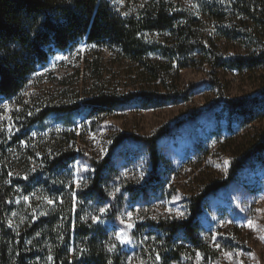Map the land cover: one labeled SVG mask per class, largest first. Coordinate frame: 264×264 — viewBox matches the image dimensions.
I'll use <instances>...</instances> for the list:
<instances>
[{
	"label": "rangeland",
	"instance_id": "374dc122",
	"mask_svg": "<svg viewBox=\"0 0 264 264\" xmlns=\"http://www.w3.org/2000/svg\"><path fill=\"white\" fill-rule=\"evenodd\" d=\"M103 1L121 17L138 16L142 9L141 0ZM173 1L199 27V47L177 55L171 69L168 59L149 52L146 59L168 72L155 84L139 64L110 50L80 43L74 50L50 58L29 78L24 90L0 103V145L10 149V177L32 188L30 195H26L25 188L17 189L14 204L7 207L8 212L13 210L9 226L15 225L18 230L30 216L43 215L47 205L56 203L57 211L73 217L71 231L64 229V235H70L68 251L73 262L83 259L85 240L76 236L84 227L91 240L100 242L111 254L124 257V264H264V153L259 163L251 162L240 170L235 181L207 197L199 219V236L213 258L205 259L185 246L180 258L172 259L179 242L168 248L154 228L159 223L186 220L189 199L201 193L204 186L223 181L230 163L246 154L249 140L264 135L263 119L230 139L224 135L209 139V133L216 131L213 115L222 108L218 100L251 99L264 87V68L240 72L218 68L212 60L226 62L252 55L264 47L262 34L254 30L249 37L251 26H244L245 20L237 23L228 16V22L221 24L206 17L205 11L214 0ZM144 37L148 44L164 47L174 41L168 33ZM182 65L187 66L180 68ZM166 87L177 93L187 91L188 96L161 108L144 109L129 103L97 118L48 116L31 124L45 111L84 106L102 94H167ZM175 123H179L175 136L159 145V182L152 188L146 186L150 160L145 149L133 142L114 145V141L120 135L150 137ZM208 139L197 146L196 141ZM67 152L74 153L75 160L64 172L51 173L55 178L49 179L43 158L52 160ZM105 159L110 163L104 175L107 179L100 187L105 195L102 200L86 197L92 163ZM60 240L54 244L51 240L50 244L65 249L64 239ZM51 245L35 250L37 264L51 263Z\"/></svg>",
	"mask_w": 264,
	"mask_h": 264
},
{
	"label": "trees",
	"instance_id": "16d2710c",
	"mask_svg": "<svg viewBox=\"0 0 264 264\" xmlns=\"http://www.w3.org/2000/svg\"><path fill=\"white\" fill-rule=\"evenodd\" d=\"M141 1L142 9L138 16L121 17L103 0H0V103L15 98L24 90L29 78L45 66L50 58L58 53L72 51L80 43L110 50L123 59L137 63L144 68L151 83L158 82L168 72L165 73L156 64H151L146 55L149 52H158L169 60L171 69L170 66L177 55L188 54L193 48L199 47L201 33L199 27L194 25L193 17L180 5L174 4L173 0ZM205 16L221 24L228 22L226 19L228 16L237 23L241 22L239 19L245 20L246 23L243 25L251 26L249 37H252L251 32L256 30L255 32L261 33V38L264 39V0H214L207 7ZM165 33L174 39L167 47L144 41L145 34L162 37ZM212 63L218 68L228 67L252 73L264 68V47L257 49L248 57L230 59L226 62H219L214 58ZM186 66L182 65L180 68ZM166 90L167 94L130 93L123 97L102 94L87 101L84 106L45 111L31 124L42 122L48 116L67 119L74 116L97 118L129 103L139 104L144 109L161 108L168 102L184 100L188 96L187 91L177 93L171 87H166ZM217 103H220L222 108L213 115L216 131L209 133V139H220L222 135L230 139L255 121L264 119V87L251 99L236 101L220 99ZM178 126L179 123H175L146 138L120 135L114 141V145L133 142L145 149L150 160L146 186L152 188L158 184V172L162 163L159 145L175 136ZM209 139L205 142L196 141V144L199 146ZM8 152H10L8 147L5 149L0 145V264H37L35 250L42 251L46 245H51V240L54 244L58 240L61 241L60 239H64L65 249L57 247L56 244L51 245L53 251L49 247L52 253L49 255L52 258L50 264H124V257L111 254L100 242L91 240L89 231L84 227L77 231L81 235L76 236L85 240L83 259L79 263L73 262L68 251L70 235L69 233L64 235V229L71 231L73 217L65 211H57L56 203L47 205L43 209V215L30 216L27 223L21 225L18 230L15 225L14 228L9 226V215L13 210L8 212L7 207L14 204L18 196L17 189L25 188L26 195H30L32 188L28 187L29 183L26 185L10 177L8 168L11 159ZM245 152L240 161L230 163L223 181L204 186L201 193L189 199L186 220L154 225L156 232L164 238L162 242L168 248L173 246V242L176 244L179 242L180 245H175L178 247L175 248L172 259H179L180 253L185 251V246L192 249L193 253L203 255L205 259L214 257L199 236V219L203 206L208 196L214 195L235 181L242 168L254 161L259 163L263 159L264 135L253 136ZM75 158L72 152L63 153L52 160L44 157L43 165L44 167L47 165L48 168L45 175L49 179L55 178L52 174L64 172ZM109 164L108 159L92 163L91 187L84 193L86 197L103 199L105 194L100 187L107 179L104 175L110 169ZM60 217L63 221H60ZM28 241L31 243L30 246L27 245ZM48 249H45L46 254ZM162 252L165 253L166 250Z\"/></svg>",
	"mask_w": 264,
	"mask_h": 264
},
{
	"label": "snow or ice",
	"instance_id": "6c2138e0",
	"mask_svg": "<svg viewBox=\"0 0 264 264\" xmlns=\"http://www.w3.org/2000/svg\"><path fill=\"white\" fill-rule=\"evenodd\" d=\"M225 163H227V161H225ZM49 203H51V201H49ZM102 211H103V210H102ZM250 225H251V222H250ZM127 227H128V228H131V227H132V224H128ZM117 238H118V239H121V242H122V243L124 242V240L121 238V235H118ZM156 259H157V261H159V259H160L159 256H157ZM49 260H51V257H49Z\"/></svg>",
	"mask_w": 264,
	"mask_h": 264
}]
</instances>
